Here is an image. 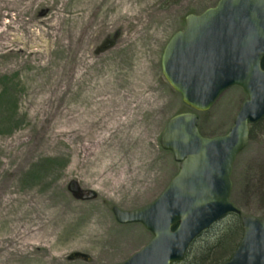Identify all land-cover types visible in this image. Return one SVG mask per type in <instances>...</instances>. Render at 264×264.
<instances>
[{"label":"rangeland","instance_id":"1","mask_svg":"<svg viewBox=\"0 0 264 264\" xmlns=\"http://www.w3.org/2000/svg\"><path fill=\"white\" fill-rule=\"evenodd\" d=\"M217 1L0 0V264L119 263L152 238L112 207L150 203L177 173L159 138L192 109L164 78L161 55L187 14ZM246 98L240 86L224 90L196 112L200 133L225 134ZM72 180L94 197H74ZM231 182L241 214L193 249L216 243L230 218L264 219V119Z\"/></svg>","mask_w":264,"mask_h":264},{"label":"water","instance_id":"2","mask_svg":"<svg viewBox=\"0 0 264 264\" xmlns=\"http://www.w3.org/2000/svg\"><path fill=\"white\" fill-rule=\"evenodd\" d=\"M161 55V71L194 111L208 110L228 87L247 94L230 129L204 136L194 111L171 116L160 146L179 163L177 174L150 203L134 210L112 207L122 224L140 223L152 238L126 260L113 264H173L184 260L192 241L229 213L233 162L249 141V126L264 118V0H218L199 14L189 13ZM76 198H92L72 180ZM242 236L218 264H264V219L240 218Z\"/></svg>","mask_w":264,"mask_h":264},{"label":"trees","instance_id":"3","mask_svg":"<svg viewBox=\"0 0 264 264\" xmlns=\"http://www.w3.org/2000/svg\"><path fill=\"white\" fill-rule=\"evenodd\" d=\"M262 66L264 67V59L262 61ZM256 125L257 123L251 125L250 133L252 131V127ZM235 215L238 216V214ZM219 230L220 233L216 237L217 240L216 243L213 242L209 243L205 241L204 245L200 247L195 246L196 248L193 249L192 246H194L195 244L196 241L195 239L189 246L184 260L178 264H185V263L186 264H217L222 259L224 254L231 252L236 247L238 241L240 240L242 234L240 218L239 217L233 219L230 218L229 220H227L222 224ZM226 242H231L232 243L231 245H233V247L229 251L223 250V246L225 245Z\"/></svg>","mask_w":264,"mask_h":264}]
</instances>
